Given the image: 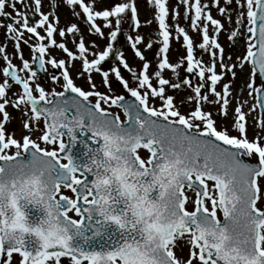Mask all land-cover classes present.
<instances>
[{"label":"snow or ice","instance_id":"6c2138e0","mask_svg":"<svg viewBox=\"0 0 264 264\" xmlns=\"http://www.w3.org/2000/svg\"><path fill=\"white\" fill-rule=\"evenodd\" d=\"M145 2L141 22L135 0H51L82 32L44 0H0L12 43L11 56L0 44V264H264V0ZM221 33L245 41L234 61ZM245 65L241 98L232 84Z\"/></svg>","mask_w":264,"mask_h":264},{"label":"rangeland","instance_id":"374dc122","mask_svg":"<svg viewBox=\"0 0 264 264\" xmlns=\"http://www.w3.org/2000/svg\"><path fill=\"white\" fill-rule=\"evenodd\" d=\"M107 2L108 0H104V6H107ZM138 11H139V19L141 20V22L145 21L146 19H148L150 17V12L151 9L147 6L145 0H135ZM44 3L46 5L45 7V11L49 12V11H54L56 14L59 15L60 17V25L64 26L66 24H69L71 22H76L79 24L81 31L83 32L85 30V23L81 22L80 20H78L75 17H72L70 14V11L61 6L58 9H54V10H50L47 5L49 3H51V0H44ZM176 3V0H169V6L170 7H174ZM99 7V5H97ZM212 15L216 18H221L219 13L216 11V9H212ZM2 19V18H1ZM179 19V18H178ZM233 19H235V17H233ZM5 22H7L5 20ZM171 23V21H169ZM180 24L181 26H187V21L184 20H180ZM156 25L153 24L152 28H155ZM226 27H235L234 24L232 25H228L226 23ZM106 31V30H105ZM124 31L127 33L128 29L127 27H125ZM151 31V29L146 28V27H141L140 28V32L145 34V36H147V33ZM241 31H243V29H241ZM189 33L190 35H193L191 32V29H189ZM229 33H221L219 34V42L222 44V46L224 47V55H225V59L227 60L228 56L231 55L232 60L234 61L236 56L241 55L245 49V41L243 40V44L240 47H236L235 45H232L230 41H228L226 39V36ZM85 38L86 40L89 42V44H91L92 40H96L97 38L91 34L85 33ZM193 38L196 39V37L193 35ZM241 38V37H238ZM57 40L60 39L59 36L56 37ZM97 43L100 44L101 48L106 46V41L105 40H97ZM115 43V46L120 48L123 51V54L125 55V57L128 59L130 65L135 66L136 61L133 59V53L131 52L130 47L127 45L124 36H121ZM0 44H2L3 46H6L8 48V53L11 56L12 53V43L6 41L4 39V29L2 28L0 31ZM23 55L26 59L30 58L29 55V49L26 46H23ZM68 47L72 48V43H71V37L69 38V43H68ZM143 48V46H141ZM156 51V47L153 46L151 51H144V55L146 58L151 59L154 55ZM52 54L57 58H63L64 54L62 52H58L55 49H52ZM183 54V49L180 47L179 44H177L176 40L173 38L172 42H171V51L169 52L168 56L169 59L172 62H177L178 58ZM200 51L197 50L196 52V57L200 58ZM91 58V57H90ZM205 60H208L209 57L207 55L204 56ZM31 62V61H30ZM0 63H3L2 61H0ZM13 63L15 64H20V60L18 58H14L13 57ZM105 67H107V65H105ZM243 70H245L243 72ZM240 69L237 68L236 69V78L233 81L232 84V89H233V94H240L241 98H244V96L246 95V92H243V85L244 82L246 80V74L248 71V66L245 65L244 69ZM54 71V70H53ZM124 76L127 78L129 76V74L125 71L123 72ZM21 75H23V73H21ZM73 78L76 79L75 77V73H73ZM45 77H41L40 82L43 83L44 82ZM227 79H231V76H229ZM93 80L95 81L97 87L99 88L100 91H105V88L102 86L101 84V78L98 75H93ZM225 82H227V80H225ZM76 83L79 84L82 87H87L86 81L84 79H76ZM46 87H52V85L49 83L46 85ZM113 90L116 94H123V89L119 86L118 82H116L115 80H113V84H112ZM57 90H59V88H57ZM187 96V92L181 90L175 93V97H176V103L178 106H180V111L184 112L188 109L189 105L187 103H185L184 105H180V101L181 99L185 98ZM127 97V96H126ZM252 101L249 100V103H251ZM234 107V105H233ZM207 108V106H206ZM112 111L116 112L118 111L117 109L113 108ZM245 111L247 112V108H245ZM9 112L13 115L14 119L11 121V123L8 125V129L9 131H15L17 134V137H19L20 133H21V113L18 111H14L11 108H9ZM215 114V113H214ZM121 118L123 119V115L122 113H120ZM232 112L231 109L229 110V117H231ZM217 120V125L219 126L221 123H227V120H222L220 117H216ZM232 134H236V133H232ZM248 135L249 138L251 139L253 136V114H249L248 115ZM143 154V153H142ZM189 209L191 210V205H189ZM186 251V249H185ZM177 254L179 255V250L177 251Z\"/></svg>","mask_w":264,"mask_h":264},{"label":"flooded vegetation","instance_id":"af4514ba","mask_svg":"<svg viewBox=\"0 0 264 264\" xmlns=\"http://www.w3.org/2000/svg\"><path fill=\"white\" fill-rule=\"evenodd\" d=\"M244 23H246V20H244ZM243 40L244 39L242 37L241 38H236V40L231 42V44L235 45L238 48V47L242 46Z\"/></svg>","mask_w":264,"mask_h":264},{"label":"water","instance_id":"95a60500","mask_svg":"<svg viewBox=\"0 0 264 264\" xmlns=\"http://www.w3.org/2000/svg\"><path fill=\"white\" fill-rule=\"evenodd\" d=\"M0 29H1V28H0ZM40 75H41L42 77L44 76V74H43V73H41ZM126 99H128V98H126Z\"/></svg>","mask_w":264,"mask_h":264},{"label":"bare ground","instance_id":"6f19581e","mask_svg":"<svg viewBox=\"0 0 264 264\" xmlns=\"http://www.w3.org/2000/svg\"><path fill=\"white\" fill-rule=\"evenodd\" d=\"M229 62H231V61H229ZM243 70V69H242ZM245 70H243V72H244Z\"/></svg>","mask_w":264,"mask_h":264}]
</instances>
